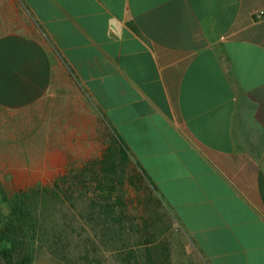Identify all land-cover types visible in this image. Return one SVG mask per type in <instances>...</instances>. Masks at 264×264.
<instances>
[{
  "label": "crops",
  "instance_id": "obj_1",
  "mask_svg": "<svg viewBox=\"0 0 264 264\" xmlns=\"http://www.w3.org/2000/svg\"><path fill=\"white\" fill-rule=\"evenodd\" d=\"M259 11L264 0H0V107L34 108L40 139H63L68 117V140L86 141L68 142V171L106 150L79 135L91 111L156 188L178 251L264 264ZM152 195L131 188L125 235H140Z\"/></svg>",
  "mask_w": 264,
  "mask_h": 264
},
{
  "label": "trees",
  "instance_id": "obj_2",
  "mask_svg": "<svg viewBox=\"0 0 264 264\" xmlns=\"http://www.w3.org/2000/svg\"><path fill=\"white\" fill-rule=\"evenodd\" d=\"M105 136L101 159L72 168L51 186L38 184L5 199L9 213L0 211V264H34L44 247L54 254L68 247V258L76 256L83 264H93L99 258L98 249L116 240L123 247L118 250L119 264H207L178 251L177 237L156 214L161 206L152 195L156 188L150 179L152 189L135 174L129 150L118 134ZM131 188L138 193L149 191L154 197L146 206L150 215L143 219L140 235L132 237L134 244L124 234L129 232L125 197ZM115 226L120 228L113 230Z\"/></svg>",
  "mask_w": 264,
  "mask_h": 264
},
{
  "label": "rangeland",
  "instance_id": "obj_3",
  "mask_svg": "<svg viewBox=\"0 0 264 264\" xmlns=\"http://www.w3.org/2000/svg\"><path fill=\"white\" fill-rule=\"evenodd\" d=\"M35 113L34 108H32V116H29L27 111H11L0 107V211L4 215L9 213L5 199H11L15 194L38 184L51 186L56 178L68 171V142L76 148L81 146L80 150L86 145L84 139L68 140V117L66 123L58 125L64 129L61 134L63 139L55 141L40 139L37 130L44 124L37 123ZM92 115L90 111L88 127L83 126L82 134L79 135L88 137L89 151L99 153L104 142L101 141V137L106 136L102 135L101 125ZM45 126L47 127V123ZM48 126L49 129L53 128L51 123H48ZM56 144L60 147L55 148ZM58 153L64 156L60 157ZM73 227L78 228L76 225ZM87 230L91 234V228L87 227ZM126 238L132 241V237L126 236ZM122 248L117 240L107 247L101 246L97 251L98 260L95 262L92 260L91 263L119 264L118 250ZM188 249L191 251L189 246ZM68 250L67 247L54 254L49 247H44L39 250L34 264H83V261H79L76 256L68 258Z\"/></svg>",
  "mask_w": 264,
  "mask_h": 264
},
{
  "label": "built area",
  "instance_id": "obj_4",
  "mask_svg": "<svg viewBox=\"0 0 264 264\" xmlns=\"http://www.w3.org/2000/svg\"><path fill=\"white\" fill-rule=\"evenodd\" d=\"M254 15L257 19H264V11L256 12Z\"/></svg>",
  "mask_w": 264,
  "mask_h": 264
}]
</instances>
